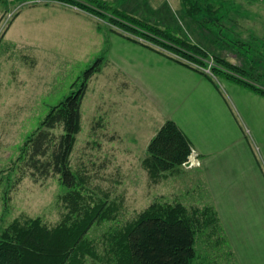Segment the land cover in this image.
<instances>
[{
  "label": "rangeland",
  "instance_id": "1",
  "mask_svg": "<svg viewBox=\"0 0 264 264\" xmlns=\"http://www.w3.org/2000/svg\"><path fill=\"white\" fill-rule=\"evenodd\" d=\"M105 1L140 18L149 14L151 22L158 17L151 14H159L161 24L180 27L183 36L211 56L245 68L256 85H264V0H216L210 10L219 21L212 25V16L204 12L198 18L203 27L182 17L179 0ZM115 32L119 31L106 21L66 5L0 0V234L26 219H38L49 229L65 226L71 235L77 228V264H112V239L140 212L155 202L178 203L188 211L211 208L215 215L214 226L195 235V264H264V182L243 184L244 171L235 174L241 182L223 201L231 220L225 227L207 204L208 197L194 189L195 184L201 186L195 182L196 173L182 164L170 170L152 167L147 131L161 120L130 107L138 88L122 75L123 67L130 71L122 60L157 53L143 47L145 51H136ZM207 64L213 67L210 59ZM92 66L100 71L89 78L81 104L80 129L69 157L77 179L72 193L57 177H30L25 153L47 114L77 90ZM147 76L142 75L145 87L151 82ZM213 80L230 94L228 85L234 83L221 77ZM259 117L264 119L255 115L250 120L258 122ZM250 120L246 123L251 135L248 130L246 134L264 175V141L254 140L257 133ZM246 148L247 144L242 149ZM224 168L220 180L231 170ZM254 177L250 173L249 178Z\"/></svg>",
  "mask_w": 264,
  "mask_h": 264
},
{
  "label": "trees",
  "instance_id": "2",
  "mask_svg": "<svg viewBox=\"0 0 264 264\" xmlns=\"http://www.w3.org/2000/svg\"><path fill=\"white\" fill-rule=\"evenodd\" d=\"M23 1L58 3L80 10L106 21L119 31L115 33L124 40L203 75L217 88L213 79L221 77L264 98V85H256L257 82L250 78L245 68L237 67L220 56H211L201 45L183 36L180 27L175 26L176 30H173L172 27L161 24L159 14H151L158 16L157 21L151 22L147 19L149 14L140 18L105 0ZM215 1L179 0L178 12L193 25L197 24V27L205 26L198 19L205 12L212 16L213 25L219 21L210 10L211 3ZM168 15L175 20V15L170 11ZM209 59L213 63L210 68L207 64ZM206 68L210 69L209 74L205 73ZM99 71L100 68L95 66L88 69L77 90L54 107L32 135L25 153L24 166L30 171V177L35 180L57 177L65 189L74 193L77 179L71 170L69 157L80 129L81 104L87 82ZM58 128L61 132L55 134L54 131ZM190 150L187 138L172 121L164 122L147 145L150 163L156 170H170L181 166ZM213 221L216 219L211 208L188 211L178 203L155 202L140 212L134 222L112 239L109 247L110 263L195 264V235L207 226H214ZM65 229L62 225L49 229L38 219L12 223L0 234V264H77V246L81 243L77 228L72 235L71 231ZM64 233L69 237H65Z\"/></svg>",
  "mask_w": 264,
  "mask_h": 264
},
{
  "label": "crops",
  "instance_id": "3",
  "mask_svg": "<svg viewBox=\"0 0 264 264\" xmlns=\"http://www.w3.org/2000/svg\"><path fill=\"white\" fill-rule=\"evenodd\" d=\"M126 45H132L138 49L136 51H145L144 47L141 49V46L128 41ZM122 62L130 66V71L123 67L122 75L132 79L138 88V96L132 99L130 107L141 113H150V119L161 120L153 131H147V145L164 122L175 123L201 162L200 167L187 170L197 174L195 182L201 186L199 188L195 184L194 189H198L203 197H208L207 204L215 208L219 222L226 227L231 220L226 218L223 201L226 197L230 199L235 186L239 187L241 179L237 181L235 174L240 175L244 171L241 175L243 184L255 185L257 179L264 182L258 154L255 156L251 150L246 134L248 130L251 135L246 120L249 121L255 115L264 118V98L237 84H229L230 94H224L219 86L217 88L203 75L159 54L137 56L133 60L123 59ZM142 75H148L151 81L147 87L143 84ZM258 119V122L250 120V126L257 133L254 140L264 141V119ZM142 126L147 124L143 123ZM245 144L248 145V151L242 149ZM220 163L231 169L229 177L226 176L228 172L221 180V172L226 169ZM217 166V169L214 168ZM258 170L262 179L259 178ZM252 172L255 174L254 180L249 178ZM213 174L215 177L211 179L210 175Z\"/></svg>",
  "mask_w": 264,
  "mask_h": 264
},
{
  "label": "built area",
  "instance_id": "4",
  "mask_svg": "<svg viewBox=\"0 0 264 264\" xmlns=\"http://www.w3.org/2000/svg\"><path fill=\"white\" fill-rule=\"evenodd\" d=\"M182 166L186 170L198 168L201 166L200 159L194 150H192V149L190 150V153H189L187 159L182 163Z\"/></svg>",
  "mask_w": 264,
  "mask_h": 264
}]
</instances>
